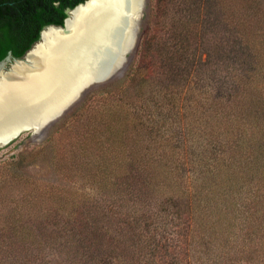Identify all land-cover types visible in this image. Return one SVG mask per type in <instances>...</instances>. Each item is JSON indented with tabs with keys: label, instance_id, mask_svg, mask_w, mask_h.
Masks as SVG:
<instances>
[{
	"label": "trees",
	"instance_id": "trees-1",
	"mask_svg": "<svg viewBox=\"0 0 264 264\" xmlns=\"http://www.w3.org/2000/svg\"><path fill=\"white\" fill-rule=\"evenodd\" d=\"M84 1L0 0V61L10 51L15 57H22L40 38L46 25H63L66 9ZM218 3L219 10L217 4L207 1L212 9H206V13L201 12L202 6H195L194 10L178 4L180 9L175 6V15L168 21L175 25V49L149 35L143 38L136 53L142 58L153 47L158 56L166 51L175 52V84L167 85L172 89L166 90L173 92L168 100L175 112L181 99L195 101L200 89L194 85L199 86L194 76L198 77L204 69L219 75L212 80L216 84L210 87L212 94L217 92V86L229 85L226 95L218 98L212 95L206 100L212 116L207 120L210 130L205 132L212 139L209 137L199 152H193L191 160L182 159L180 151L175 154L164 151L171 162H135L137 153L129 147L132 160L117 161L111 171L109 161L86 166L87 172L91 170L93 177L100 178L99 187L112 184V190L120 194L113 198H123L127 203L129 208L124 215L127 223H111L109 226L115 227V233L109 234V227L101 224L92 209L90 214L87 209H81L88 213L75 218L72 217L75 209H64L70 221L67 238L62 243L50 238L48 243L53 248L68 245L74 257L72 264H173L169 260L174 259L173 255L175 264L181 259L191 263L189 255L196 262L207 255L212 260L207 264H240L247 251L250 256L260 253L256 244L247 248L233 242L240 238L253 242L257 236L264 240L261 232L264 215L259 214L264 210L258 209L261 204L264 206L259 190L260 183L264 184V0H219ZM152 24L155 28L156 21ZM138 70L136 63L133 64L121 82L85 98L56 126L55 132L80 124L86 127L78 137L84 153L87 148L98 149L95 156L100 157V145L107 141L112 143L117 158L123 156L121 149L146 138L151 128L144 120L142 109L132 108L125 99L131 88L146 87L145 76L137 78ZM102 150L105 154L106 148ZM191 173L198 181L190 177ZM257 177L260 181L256 188L252 183ZM192 183H196L195 190L190 188ZM238 193L246 197L240 207L235 201ZM165 209H173L170 213L175 211V245L165 238L166 231L161 230L166 225ZM237 218L241 231L235 229ZM76 225H81L78 230ZM218 253L223 255L221 259Z\"/></svg>",
	"mask_w": 264,
	"mask_h": 264
},
{
	"label": "rangeland",
	"instance_id": "rangeland-1",
	"mask_svg": "<svg viewBox=\"0 0 264 264\" xmlns=\"http://www.w3.org/2000/svg\"><path fill=\"white\" fill-rule=\"evenodd\" d=\"M207 1L217 4L216 9H220L219 0H146L136 44L133 51L129 53L124 67L112 78L90 86L72 107L42 132L34 134L26 131L0 148V261L2 264H72L74 257L70 255L73 253L68 245L53 248L48 243L50 238L57 243L65 242L64 239L67 238L66 231L70 221L66 217V212L63 213L64 209H75L72 216L74 218L82 213L89 212L90 214V209H92V213L100 217L101 224L109 227L107 229L109 234L115 233V227L109 226L111 223L119 225L127 223L124 221L126 220L124 215L129 208L127 203L123 201V198H113L120 197V194L112 190L114 189L111 187L112 184L105 188L99 187L100 178L93 177L91 170L87 172L86 166L109 161L111 171L117 166V161L126 163L132 160L129 147L135 149L137 153L134 155L135 162H171L167 155L164 156V151L171 154L180 151L182 159L191 160L193 152H199L208 142L210 135L205 130H210L207 120L212 115L211 110L207 109L209 102L206 100L208 96L210 98L213 95L214 98H218L226 95L229 85L226 87L223 83L222 88L217 86V92L212 94L210 87L211 85L216 86L212 80L219 75L217 72H211L209 68L204 69L198 77L194 76L199 86L194 85L197 90L200 89L196 91L198 96H195V101L188 98L181 99L179 110L175 112V108L171 107L168 100L173 92L166 91L172 89L167 85L175 84V52L166 51L158 56V52L153 47L147 56L141 58L136 54L143 38L149 35H154L157 41L164 42L171 50L175 49V25L168 24L169 18L175 15V6L180 9L178 4H183L182 8L191 7L194 10L195 6H202L204 10L202 9L201 12L206 13V9H212ZM153 20L156 21L155 28L152 24ZM135 63L139 68L137 78L141 79L145 76L146 87L131 88L125 99L126 103L132 104V108L142 109L144 120L151 127L148 128L146 138L130 143L131 145L126 149H121L123 156L119 158L116 156L117 153L112 143L103 141L104 145L100 146L102 149L106 148V153L103 154L101 149L102 155L98 157L95 156L99 153L98 149L89 150L90 148H87L84 153L80 148V132L86 127L78 124V127L73 125L60 132H55L56 126L70 116L85 98L97 94L102 88L121 82ZM110 102H113L112 98ZM189 112L192 114L190 115ZM87 150H89L88 153ZM88 154L93 156L90 158ZM137 156L140 157L136 161ZM117 170L119 171V168ZM190 177L198 181L193 173ZM258 181H260L259 177L253 178L252 184L255 185ZM195 184H190L192 190L197 188ZM260 185L262 189L259 188V190L264 197V184L260 183ZM255 187L257 188L258 184ZM121 191H123L122 188ZM235 201H238L237 204L240 207L246 202V197L238 193ZM81 209H87L88 212ZM258 209L264 210V206L261 204ZM165 210L167 213L163 216L166 225L162 226L161 230L166 231L165 238L175 245V211L170 213L173 209ZM259 214L264 215L263 212ZM235 223L237 224L235 229L241 231L238 228L240 219L237 218ZM261 223L263 233L264 219H261ZM80 226L76 225L77 230ZM237 231L230 233H237ZM229 235L233 236V234ZM257 237L253 242L249 239L243 241L241 238L233 242L234 245L247 248L249 244L251 246L256 244L261 249L256 256H250V252L247 251L240 264H264V240L260 239V236ZM171 253H175L174 248ZM218 254L221 259L223 255ZM173 257L174 259L169 260L175 264V255ZM189 258L192 260L191 263L189 260L181 259L179 264H183V261H185L184 264L212 263L207 255L198 262L191 255L188 256Z\"/></svg>",
	"mask_w": 264,
	"mask_h": 264
},
{
	"label": "bare ground",
	"instance_id": "bare-ground-1",
	"mask_svg": "<svg viewBox=\"0 0 264 264\" xmlns=\"http://www.w3.org/2000/svg\"><path fill=\"white\" fill-rule=\"evenodd\" d=\"M142 1L91 0L71 22L74 29L72 38L58 41L59 34L50 31L42 47L44 53L51 54L44 76L38 79L40 76L34 73L35 77L29 84H22V89L18 84L17 96L13 94L8 98L5 95L0 99V108L6 112L9 110L7 115L0 114V136L17 125L19 119L5 120L16 115L15 111L23 110L38 97H60L57 85L61 82L70 84L75 81L71 89L77 91L82 79L102 72L101 64H111L115 59L119 61L117 55L129 51L134 45L138 22L136 25L137 20L132 14L140 9ZM9 91L12 93L10 88Z\"/></svg>",
	"mask_w": 264,
	"mask_h": 264
},
{
	"label": "water",
	"instance_id": "water-1",
	"mask_svg": "<svg viewBox=\"0 0 264 264\" xmlns=\"http://www.w3.org/2000/svg\"><path fill=\"white\" fill-rule=\"evenodd\" d=\"M89 2H91V0H87L85 3L74 8H67V17L65 18L63 25H46L41 31L40 38L22 57H15L10 51L8 55L0 61V99L5 95H7L8 98L13 94L17 96V92L19 91L17 90L18 84L22 89L24 87L22 84H29L35 77L34 73H37L36 76H40L38 79L44 76L43 73H45L46 68H48L47 60L51 55L50 53H44L45 51L42 49V47L44 48L47 39L45 36H47L50 31H55V34H59L58 41L72 38L74 29L72 28L73 26L71 22L74 21L75 17L80 15L83 7H86ZM145 5L146 0H143L140 11L132 14L134 19L137 20L136 22H138L133 47L136 44L139 26L144 11V9L142 11V8H145ZM129 53L130 52L127 50L121 52L120 55H117V57H120V62L118 59H115L112 63L110 62L111 64H101L102 72H99L98 76L94 75L82 79L77 91L71 89L76 84L75 81L70 84L61 82V84L57 85L60 89V97H38L31 103V105H27L23 110L15 111L16 115L14 114V116H10L9 119L6 118L5 120L10 121L16 119L17 121L19 119L16 122L17 125L11 127L9 132L0 136V148L6 146L26 131H31L34 134L42 132L72 107L90 86L112 78L120 69H122L128 59ZM9 88L12 93H10ZM23 97L28 98L29 96ZM1 112L6 113L5 115H7L9 110L6 112L4 108L1 107L0 114Z\"/></svg>",
	"mask_w": 264,
	"mask_h": 264
},
{
	"label": "flooded vegetation",
	"instance_id": "flooded-vegetation-1",
	"mask_svg": "<svg viewBox=\"0 0 264 264\" xmlns=\"http://www.w3.org/2000/svg\"><path fill=\"white\" fill-rule=\"evenodd\" d=\"M86 1H87V0H85V1L82 2V3H79L78 5L83 4V3H85ZM140 3H141V2H140ZM78 5H77V6H78ZM141 6H142V4H141ZM141 6H140V8H141ZM143 9H144V8H142V11H143ZM138 11H140V9H139ZM64 21H65V20H64ZM134 24H135V22H134ZM136 25H137V22H136ZM136 31H137V29H136ZM133 48H134V47H131V49H129V52H132V51H133Z\"/></svg>",
	"mask_w": 264,
	"mask_h": 264
}]
</instances>
